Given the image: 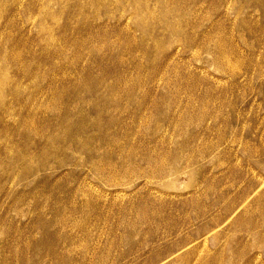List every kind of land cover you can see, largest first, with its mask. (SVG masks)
Wrapping results in <instances>:
<instances>
[{
	"label": "rangeland",
	"instance_id": "rangeland-1",
	"mask_svg": "<svg viewBox=\"0 0 264 264\" xmlns=\"http://www.w3.org/2000/svg\"><path fill=\"white\" fill-rule=\"evenodd\" d=\"M0 87V264H264V0H0Z\"/></svg>",
	"mask_w": 264,
	"mask_h": 264
},
{
	"label": "bare ground",
	"instance_id": "bare-ground-1",
	"mask_svg": "<svg viewBox=\"0 0 264 264\" xmlns=\"http://www.w3.org/2000/svg\"><path fill=\"white\" fill-rule=\"evenodd\" d=\"M1 87H2V86H1ZM1 87H0V88H1ZM2 89H3V88H2ZM0 90H1V89H0ZM2 92H3V91H2Z\"/></svg>",
	"mask_w": 264,
	"mask_h": 264
}]
</instances>
